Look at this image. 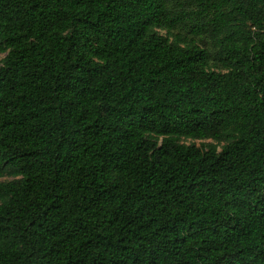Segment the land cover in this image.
Wrapping results in <instances>:
<instances>
[{"label": "trees", "instance_id": "1", "mask_svg": "<svg viewBox=\"0 0 264 264\" xmlns=\"http://www.w3.org/2000/svg\"><path fill=\"white\" fill-rule=\"evenodd\" d=\"M0 54V264H264V0H0Z\"/></svg>", "mask_w": 264, "mask_h": 264}, {"label": "rangeland", "instance_id": "2", "mask_svg": "<svg viewBox=\"0 0 264 264\" xmlns=\"http://www.w3.org/2000/svg\"><path fill=\"white\" fill-rule=\"evenodd\" d=\"M4 56V54H0V59ZM180 143L186 144V145H193L196 148H200L201 144H210L213 143L211 140H204V141H196V140H188V139H180ZM9 180V178H2L0 181Z\"/></svg>", "mask_w": 264, "mask_h": 264}]
</instances>
